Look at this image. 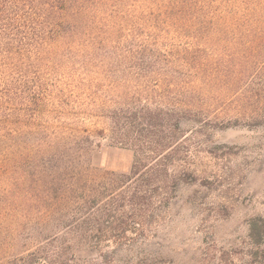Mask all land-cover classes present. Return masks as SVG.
<instances>
[{
  "label": "rangeland",
  "instance_id": "1",
  "mask_svg": "<svg viewBox=\"0 0 264 264\" xmlns=\"http://www.w3.org/2000/svg\"><path fill=\"white\" fill-rule=\"evenodd\" d=\"M176 3L132 20L133 6L24 66L0 137V264L41 243L77 264H252L248 222L264 217V0ZM120 107L182 110L172 134L154 136L174 135L165 156L136 159L134 142L112 132ZM42 138L81 143L84 201L42 200L40 164L55 153L35 146Z\"/></svg>",
  "mask_w": 264,
  "mask_h": 264
},
{
  "label": "trees",
  "instance_id": "2",
  "mask_svg": "<svg viewBox=\"0 0 264 264\" xmlns=\"http://www.w3.org/2000/svg\"><path fill=\"white\" fill-rule=\"evenodd\" d=\"M168 0H0V137L10 131L11 105L20 99L21 75L24 66L31 65L30 58L39 59V55L50 41H79L83 35L91 37V30L104 24H116L131 17L130 9L134 6L136 14L132 20L143 19L154 13H167ZM197 4V0H190ZM189 0H176V7L191 4ZM138 5H134L137 4ZM125 6V11L123 7ZM192 6V4H191ZM153 7L157 11H153ZM129 11V13H128ZM210 18L217 15H209ZM67 40V41H66ZM72 41V40H71ZM33 93V92H32ZM20 104V103H19ZM16 107V106H15ZM182 110L173 107H120L115 109L113 131L118 139L132 140L135 157L148 158L153 155L165 156L166 146L174 138L167 135L163 143L155 140L159 132L172 134L171 128L180 123ZM44 121L43 127L47 129ZM161 123V124H160ZM45 124V125H44ZM160 127V128H159ZM138 137H143L140 142ZM86 141L90 140L86 137ZM154 139V140H153ZM145 140V141H144ZM143 141L145 143H143ZM121 142V141H120ZM36 147H53V164L48 167L47 158L41 161L39 180L44 184L42 200L55 199L54 203L74 200L84 196L85 189L92 173L88 167L80 164L76 150L81 146L77 140L68 142L64 138L49 140L42 138L35 142ZM77 144L74 148L71 147ZM43 148L38 149L42 151ZM146 149L148 151H146ZM43 155V154H42ZM156 157V158H157ZM139 160V159H138ZM135 166V162H134ZM170 175V174H168ZM82 201H84L82 197ZM85 203V202H84ZM132 220L141 223L139 210ZM82 220H84L82 218ZM99 222V221H98ZM101 225V223H100ZM126 226H130L128 223ZM115 230V227H112ZM127 227L121 231L124 234ZM103 231L101 232L102 235ZM46 241L55 239L56 234L46 235ZM103 236H105L103 234ZM117 235H113V237ZM102 236H96V238ZM114 237V238H116ZM248 255L252 264H264V217L255 216L248 222ZM77 264V261L66 255V252L55 247L53 243L39 244L28 251L20 260L8 261L6 264Z\"/></svg>",
  "mask_w": 264,
  "mask_h": 264
}]
</instances>
